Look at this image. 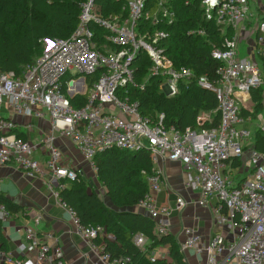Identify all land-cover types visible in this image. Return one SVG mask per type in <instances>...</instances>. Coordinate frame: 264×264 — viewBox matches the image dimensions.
Segmentation results:
<instances>
[{
  "label": "built area",
  "instance_id": "built-area-1",
  "mask_svg": "<svg viewBox=\"0 0 264 264\" xmlns=\"http://www.w3.org/2000/svg\"><path fill=\"white\" fill-rule=\"evenodd\" d=\"M97 1L84 0L72 34L66 39L44 40L41 56L21 75L0 71V166L11 165L42 180L70 215L76 234L97 255L98 264H131L128 256L110 257L105 243L111 237L102 226H82L59 200L66 181H75L78 175L87 177L67 159L58 141H69L96 178L93 161L97 154L111 149L148 151L152 173L144 198L134 208L153 221L170 213L169 207L156 204L164 182L155 167L160 161L178 162L185 172L184 186L198 194L193 204L211 208L220 230L203 242L195 230L188 229L180 250L206 254V264H264V154L252 148L239 105L241 96L264 86L260 65L264 58V0H252L257 4V19L249 0H200L205 20L222 26V34L231 33L221 47L211 51L219 62L216 81L196 76L186 67L175 68L160 46L168 33L142 25L144 21L151 26L171 24V0H116L122 3L125 16L108 17L100 14ZM248 26L255 33L256 57L240 58L239 39L249 33ZM94 28L105 34L97 37ZM194 33L204 34L202 30L188 34ZM140 53L150 61L147 77L160 79V91L166 97H175L180 85L190 82L212 92L218 101V128L179 133L164 125L163 114L154 120L142 116L138 103L128 97L129 88L142 90L145 86L135 81ZM75 97L78 101L83 97V105L73 106ZM3 106L14 119L3 117ZM199 120L211 122L212 115L201 113ZM258 130L264 132V124ZM237 160L245 176L233 180L230 172ZM190 204L176 200L177 209ZM11 216L0 205V220L8 221ZM42 219L41 214L34 216L32 225L38 226ZM156 233L166 234L164 226L158 225ZM57 242L53 232L38 234L26 224L24 243L17 246L26 258L14 259L0 250V264H66ZM133 243L146 252L148 243L142 235L134 236Z\"/></svg>",
  "mask_w": 264,
  "mask_h": 264
},
{
  "label": "trees",
  "instance_id": "trees-1",
  "mask_svg": "<svg viewBox=\"0 0 264 264\" xmlns=\"http://www.w3.org/2000/svg\"><path fill=\"white\" fill-rule=\"evenodd\" d=\"M84 0H0V71L21 75L23 69L39 58L43 52V41L66 39L78 24L80 4ZM98 11L103 17L123 14L122 3L116 0H98ZM152 3H149L151 5ZM169 9L174 13L171 24L160 23L155 26L143 22L150 31L162 30L168 33L160 46L172 60L175 68L186 67L196 76H207L216 81L219 62L211 57L213 48L221 47L224 39L230 38V31L222 34V26L204 18L200 0H171ZM202 30L204 34H188ZM97 37L105 32L94 28ZM264 71V62L260 61ZM150 61L146 54L140 53L135 62V81L145 83L144 88H129L128 97L137 102L141 115L151 120L157 114L164 115V125L173 127L179 133L186 130L216 129L219 126L218 101L210 92L198 88L194 82L180 85L175 97L168 98L160 91V79L148 78ZM254 104L252 113L241 111V117H255L263 111L262 88L251 90ZM75 107L83 105L72 98ZM201 113H210L212 121H200ZM252 148L264 154V134L257 130ZM97 181L104 188L110 206L93 191L78 175L75 181H66L59 191V200L65 203L79 219L82 226H102L111 238L107 241L106 251L111 258L128 256L131 264H186L180 246L169 234L158 236L156 224L143 212L132 209L147 192V178L153 165L148 151L136 153L111 149L95 156ZM240 161L233 163L239 168ZM0 205L10 215L23 210L0 193ZM136 235H142L148 242L146 252L140 251L133 243ZM166 246L168 257L151 261L147 255L157 247ZM0 250L7 251L6 242L1 234Z\"/></svg>",
  "mask_w": 264,
  "mask_h": 264
},
{
  "label": "crops",
  "instance_id": "crops-1",
  "mask_svg": "<svg viewBox=\"0 0 264 264\" xmlns=\"http://www.w3.org/2000/svg\"><path fill=\"white\" fill-rule=\"evenodd\" d=\"M253 5L256 8L257 4L255 2ZM247 28L250 29L249 33L239 39V42L241 39L246 41V47L243 51V55L246 57L243 58H247L248 56L255 58V36H251L254 31H252L251 26ZM262 60L264 62V58ZM263 94L264 86L262 87V96ZM239 105L241 111L252 113L254 110V104L251 101L250 95L241 96ZM255 117H244L245 122L243 124V128L248 129L250 133L253 132L252 143L260 125L256 126L252 124ZM6 118L14 119V116L9 113ZM29 137L34 139L35 134H30ZM58 146L67 159L73 165L78 166L87 177L91 172H89V165L82 160L72 144L65 140L58 141ZM155 169L161 171L164 182L161 191L156 196V204L157 206H167L170 208L168 216H160L157 221H154L156 230L158 225L164 226L165 232L171 234L179 246L186 239V230L188 229L195 230L201 236L203 242H208L215 234L220 232L214 223L212 209L198 207L193 204L198 199V194L184 186L185 172L180 163L160 161ZM243 173L240 171V167L234 169L232 166L230 175L233 180H237L245 176ZM0 193L4 194L14 204L23 208L22 211L12 215L8 221L1 220V234L7 246V251L3 252L9 253L14 259L23 260L26 258L25 254L18 252L17 246L19 243H24V226L27 224L38 234L47 232L55 234L58 239L57 244L61 249V256L66 264H98L97 255L91 252L76 234L70 215L56 202L53 194L46 188L42 180L30 178L14 166H0ZM178 198L192 202V204L186 206L184 209H177L176 200ZM132 211L141 212L135 208ZM38 214H41L43 219L38 226L34 227L31 220ZM225 235L228 237L227 232H225ZM180 252L186 264H206V254L198 255L191 250H180ZM149 255L155 259L167 258V247H157L147 257Z\"/></svg>",
  "mask_w": 264,
  "mask_h": 264
},
{
  "label": "rangeland",
  "instance_id": "rangeland-1",
  "mask_svg": "<svg viewBox=\"0 0 264 264\" xmlns=\"http://www.w3.org/2000/svg\"><path fill=\"white\" fill-rule=\"evenodd\" d=\"M249 9L256 16V19H257L258 11H257V8H255V6L252 4V0H249ZM255 23H256V20L253 21V26L255 25ZM254 35H255V33L253 32V34H251V36L254 37ZM245 43H246V41L243 39H241L239 42L238 55L240 58L246 57L243 55V51L246 47ZM248 58H251V57L248 56ZM262 106H263V111H264V94H263V98H262ZM2 108H3L2 114L5 115L3 117H7L9 115L8 111L6 110L5 106H3ZM263 111L260 114L256 115L255 119L252 121L253 125L257 126L258 124H260V125L264 124ZM45 120H47V118ZM249 139H250V142H252L251 139H253V132L251 133V136ZM89 172L90 173H89V175H87V179L92 182V186H91L92 188L91 189L97 193V195L103 200V202L106 206H110V203L105 196L104 188L98 183L97 178L94 175V172L91 169L89 170Z\"/></svg>",
  "mask_w": 264,
  "mask_h": 264
},
{
  "label": "water",
  "instance_id": "water-1",
  "mask_svg": "<svg viewBox=\"0 0 264 264\" xmlns=\"http://www.w3.org/2000/svg\"><path fill=\"white\" fill-rule=\"evenodd\" d=\"M74 96V95H73ZM72 96V97H73ZM82 180L84 181V182H88V184H90V186H92V182L91 181H89L88 179H86L85 177H82Z\"/></svg>",
  "mask_w": 264,
  "mask_h": 264
}]
</instances>
